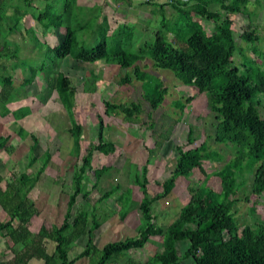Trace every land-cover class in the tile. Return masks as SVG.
<instances>
[{
	"label": "trees",
	"instance_id": "1",
	"mask_svg": "<svg viewBox=\"0 0 264 264\" xmlns=\"http://www.w3.org/2000/svg\"><path fill=\"white\" fill-rule=\"evenodd\" d=\"M35 1L43 7L34 4ZM78 1L0 0V117L11 114L15 120H20L31 113L29 107L10 111L7 106L15 101L19 89L32 85L40 76L46 85L54 84L62 106L69 114L71 153L78 157L83 128L70 115L77 88L69 77L59 72L60 62L71 56L79 63L102 61L106 65L131 70L120 84L129 85L133 76L141 83L142 98L155 111L164 102L168 89L159 77L142 70V57L146 56L151 59L154 69L170 71L182 85L193 88L197 95L207 97L208 108L217 123L214 141L232 146L234 156L222 165L221 193L216 195L201 184L181 208L176 220L168 226L155 225L152 205L170 195L178 178H188L193 170L204 173L202 162L223 158L208 151L204 143L189 150H184L185 145H177L174 168L168 178L157 184L161 190L153 196L148 191L147 161L134 177L142 194L138 205L141 218L138 237L109 242L99 249L94 243L95 231L116 214L124 219L132 203V191L121 189L119 184L100 192L96 199L91 197L97 181L110 170L109 166L93 170V153L108 157L115 152L114 143L104 138L103 125L99 122L97 144H89L79 165L74 167L62 223L50 228L41 224L36 232H32L31 222L38 215V210L28 193L44 174L52 155L46 150L42 156H35L38 139L30 135L32 145L28 148L26 168L32 169L31 174L12 172L8 181L0 174V208L8 217L7 221H0V237L11 242L9 250L12 254L10 259L0 260V264H29L32 260L43 264H76L83 258L91 259V264H113L128 252L143 249L150 237L160 238L162 249L144 263L129 261V264H181L176 245L184 241L188 242L186 255L194 264H264V219L240 228L233 211L237 201L233 198L237 194L234 183L237 175L252 173V195L259 199L264 194V119L257 111V99L264 98V71L254 60L250 64L256 68L233 65L237 46L231 31V16L241 14L250 0H166L160 5L157 3L161 0H146V5L153 8V14L160 15L156 26L159 24V28L153 32L152 43H145L136 51L133 50L134 28L120 25L113 31L106 15L97 20V5L85 8L78 6ZM167 9L173 10V18H166ZM27 16L44 32L53 30L61 41L52 47L41 42L32 28L24 26L23 20ZM76 18L81 20L79 27L73 26ZM193 19H201L204 25L198 26ZM206 22L213 25L209 33L205 31ZM14 33H18L23 41H29L39 52V63L26 65L19 60V45L8 38ZM79 33L83 36L81 43L77 38ZM242 39L253 45L259 40L253 31L244 32ZM21 66H27L29 76L17 88L13 72ZM90 79V82L86 80L83 83L82 92L85 94H93L97 90L95 82L100 78L92 75ZM193 99L188 97L185 103L176 101V108L183 114L186 104ZM103 106L108 118L124 112V104L104 100ZM133 116H137V110L125 114V120L131 121ZM195 130L193 126L189 127L187 145L195 141ZM18 133L21 137L26 131L19 129ZM14 149L8 136H0V153L12 154ZM90 171L94 173L96 182L87 189V173ZM78 197L82 203L73 213ZM111 198L119 203L120 209L106 213L103 207ZM81 238H85L84 249L70 258L69 252ZM46 241L54 243L50 254L46 250ZM15 246L19 249H13Z\"/></svg>",
	"mask_w": 264,
	"mask_h": 264
},
{
	"label": "rangeland",
	"instance_id": "2",
	"mask_svg": "<svg viewBox=\"0 0 264 264\" xmlns=\"http://www.w3.org/2000/svg\"><path fill=\"white\" fill-rule=\"evenodd\" d=\"M79 2L77 5L85 8L94 4L98 5L99 18L97 20L100 21L101 17L106 15L113 31H116L120 25L134 28V51L143 48L145 43L146 45L152 43L153 34L151 35V32L159 28V24L158 27L156 26L157 20H160V15L155 16L152 12L153 8L147 6L144 0H133L132 8L127 7L123 1L119 4L114 0H81ZM166 2V0H161L157 4ZM34 4L43 7V4L40 5L38 1H35ZM171 14L175 15L172 9H167L166 18H173ZM68 16H66L65 24H67ZM85 19L87 20L88 16ZM193 20L195 21V19ZM197 20L195 22L198 23V26L204 25L201 19ZM231 20V31L237 46L233 65L256 68L250 64V61L254 60L264 71V1L250 0L243 12L231 16ZM23 22L25 27L34 30L41 42L47 43L49 46H55L61 41V37L57 36L53 30L44 32L43 28L30 16L25 17ZM205 24L207 28L205 31L211 32L213 30L211 22ZM80 25H82L81 20L76 18L73 21V26L79 27ZM61 31L63 32V30ZM252 31L259 39L254 45L242 39L244 32ZM8 38L11 42L19 45L21 51L19 60L22 63L31 65L40 62L39 52L33 49L29 41H23L18 33H14ZM77 38L81 43L82 33H79ZM142 59H144L140 65L142 70L159 77L168 89L164 102L155 111H152L148 103L142 98L141 83L136 81L133 76L129 85L120 84V80L126 73L131 74V70L121 69L116 65H106L102 61L94 64L79 63L71 56L60 62L59 72L69 77L73 86L77 88L70 115L83 128L81 151L78 157L71 153L72 139L68 132L70 128L69 114L62 106L54 90V84L46 85L40 76L35 79L32 85L19 89L15 101L7 106L10 111L20 107H29L31 113L20 120H15L11 114L4 118L0 117V136H8L15 148L12 154L0 153V174L4 180H10L12 172L21 173L25 171L31 174L32 169L26 168L28 148L32 145L30 135L38 139V145L34 151L35 156H42L46 150L52 155L50 162L45 167L44 174L28 193V197L34 202L38 210V215L31 222L30 229L32 232H36L41 224L50 228L52 225L62 223L74 167L79 165L86 147L89 144H97L99 122L103 125L104 138L114 143L115 152L108 157L97 152L93 153V170L103 166H109L110 170L97 181V188L91 191V197L93 199L98 198L100 192L109 190L115 184H119L123 190L132 191V203L125 218L120 219L119 215L116 214L107 219L95 231L94 243L99 249L109 242L138 237V228L141 222L138 205L142 194L134 182V177L149 161L147 166L149 194L153 196L160 192L161 189L157 184L170 176L177 158V145H185L184 150H189L204 143L208 151L222 156L223 159L204 161L202 162L204 173L200 170H193L188 178H178L170 195L152 205L155 225L168 226L176 220L181 208L201 184L213 190L216 195L221 193L223 177L221 168L223 163L234 156V149L232 146L227 147L215 143L217 123L214 114L208 108L207 97L197 95L193 88L182 85L170 71L154 69L152 61L148 57L145 56ZM92 75L100 78L95 82L97 90L93 94H85L82 92L83 83L86 80L90 82ZM28 76L27 66H21L14 71L15 87L19 88L22 80ZM188 97L194 99L190 104H186V109L182 114L176 108L178 106H176V101L181 100L182 103H185V99ZM104 100L124 104V112L108 118L104 113ZM257 101L259 102L258 114L264 119V98L261 96ZM131 110H137V116H133V120L127 121L125 114ZM190 126L196 128L195 141L193 144L187 145ZM19 129L26 131V134L20 137ZM252 175V173H244L241 176L237 175L234 180L237 185V194L233 198L237 201L233 211L236 223L240 228L251 226L260 219H264V194L259 199L252 195ZM87 177L89 182L86 188L90 189L91 185L96 182V177L92 171L87 173ZM3 186L4 184H2ZM77 200L78 203L74 206L73 213H75L77 206L82 203L80 197ZM103 208L106 213L117 212L120 205L114 198H111L107 201V206ZM7 220V215L0 208V221ZM9 243L11 245V242H8L6 238L0 237V260L12 257ZM84 247L85 238H81L69 252V257L74 258ZM13 249L18 250L19 246H15ZM53 249L54 243L46 241L47 252L50 254ZM161 249V239L150 237L143 249L137 252L130 251L120 261L113 264H129V261L144 263ZM176 249L181 264H194L192 259L186 255L188 242H179ZM29 264H43V262L32 261ZM76 264H91V259L83 258Z\"/></svg>",
	"mask_w": 264,
	"mask_h": 264
},
{
	"label": "crops",
	"instance_id": "3",
	"mask_svg": "<svg viewBox=\"0 0 264 264\" xmlns=\"http://www.w3.org/2000/svg\"><path fill=\"white\" fill-rule=\"evenodd\" d=\"M79 1H81V0H79ZM79 1L77 2V4L80 3ZM112 1H113V0H112ZM114 1H115L117 4L122 3V2H121L122 0H119L120 2H119L118 0H114ZM123 2H124V1H123ZM124 3H125V2H124ZM124 3H123V4H124ZM132 3H133V0H131L130 4H127V3H125V4H126L127 7L132 8V7H131V6H132ZM113 4H114V3H113ZM94 5H96V4H94ZM94 5H92V6H94ZM92 6H90V7H92ZM97 6H98V5H97ZM147 6H148V5H147ZM100 9H101V8H100ZM134 31H135V30H134ZM152 34H153V31L151 32V35H152ZM32 261L37 262L36 260H32ZM32 261H30L29 263H31Z\"/></svg>",
	"mask_w": 264,
	"mask_h": 264
},
{
	"label": "built area",
	"instance_id": "4",
	"mask_svg": "<svg viewBox=\"0 0 264 264\" xmlns=\"http://www.w3.org/2000/svg\"><path fill=\"white\" fill-rule=\"evenodd\" d=\"M144 1H146V0H144ZM148 1V0H147Z\"/></svg>",
	"mask_w": 264,
	"mask_h": 264
}]
</instances>
